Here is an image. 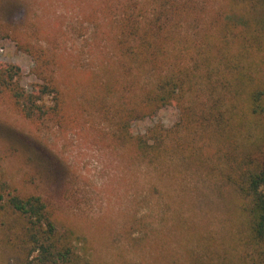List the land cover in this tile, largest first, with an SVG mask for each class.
Returning a JSON list of instances; mask_svg holds the SVG:
<instances>
[{
    "label": "rangeland",
    "instance_id": "obj_1",
    "mask_svg": "<svg viewBox=\"0 0 264 264\" xmlns=\"http://www.w3.org/2000/svg\"><path fill=\"white\" fill-rule=\"evenodd\" d=\"M190 1L205 13L221 4ZM160 3L0 0V63L19 66L27 89L40 82V74L63 90L59 108L43 124L24 118L0 96V181L45 199L59 230L73 233L88 264H199L234 252L238 214L233 197L219 187L222 161L208 131L192 133L183 141L189 151L174 150L160 162L114 136L118 114L135 89L154 82L152 73L136 71L123 55L136 49L135 37L143 34L123 22L130 15L150 20L166 12ZM191 32L178 29L181 35ZM179 120V109L171 106L132 127L143 135ZM251 133L254 138L245 132L238 141L256 156L264 144L262 128ZM17 220L0 208V264H19L10 246L22 229Z\"/></svg>",
    "mask_w": 264,
    "mask_h": 264
},
{
    "label": "trees",
    "instance_id": "obj_2",
    "mask_svg": "<svg viewBox=\"0 0 264 264\" xmlns=\"http://www.w3.org/2000/svg\"><path fill=\"white\" fill-rule=\"evenodd\" d=\"M160 1L166 12L150 20L130 15L123 22L128 30L143 32L135 37L136 49L123 55L136 71L152 73L154 82L135 89L118 114L114 136L138 155L160 162L174 150L189 151L183 141L192 133L208 131L222 161L219 187L233 197L238 231L231 258L199 264H264V144L255 156L238 141L245 132L254 138L251 132L260 127L264 143V0H218L211 13L190 0ZM181 25L192 34L178 33ZM39 76L40 82L27 89L19 66L0 63V96L8 97L24 118L43 124L59 108L63 90L54 78ZM171 106L180 111L174 127L158 124L143 135L134 132L133 122ZM0 208L15 214L22 227L10 245L19 264H88L76 251L73 233L59 230L41 196L21 194L0 181Z\"/></svg>",
    "mask_w": 264,
    "mask_h": 264
}]
</instances>
